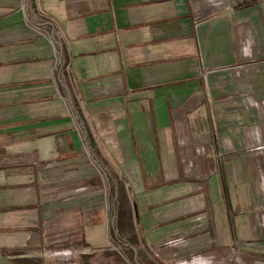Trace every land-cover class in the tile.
<instances>
[{
  "label": "crops",
  "instance_id": "1",
  "mask_svg": "<svg viewBox=\"0 0 264 264\" xmlns=\"http://www.w3.org/2000/svg\"><path fill=\"white\" fill-rule=\"evenodd\" d=\"M68 169L91 190L38 201ZM56 215L100 252L115 223L132 264L134 223L164 264L180 237L264 264V0H0V264L33 262L29 233Z\"/></svg>",
  "mask_w": 264,
  "mask_h": 264
},
{
  "label": "rangeland",
  "instance_id": "2",
  "mask_svg": "<svg viewBox=\"0 0 264 264\" xmlns=\"http://www.w3.org/2000/svg\"><path fill=\"white\" fill-rule=\"evenodd\" d=\"M90 130L96 137L97 135H99L95 133L93 129ZM101 136L103 135L100 134L99 137ZM62 177L63 182L60 185H57L56 188L48 187V189H43L40 192L41 194L39 195L38 201L44 204H48L49 202L54 203L55 201L60 199L65 201L91 190L90 188L83 186L80 184V182L76 181L77 176L71 174V169L64 171L62 173ZM114 183L117 186L119 185V187L124 189V191L130 190V185L126 181ZM104 184L107 195L104 199L103 206L105 207V209L107 210V214L109 215V212L113 207L112 188L111 190L108 189L106 181L104 182ZM100 188H103V186ZM180 198L181 197L175 198V200L177 201ZM126 201L130 214L133 218V199L128 197ZM182 203L184 202H176L174 206H180L182 205ZM176 210H179L180 214L178 215V217L175 216V221L179 223V227L181 228H186V225H188L191 220L193 221L195 219H198V215L192 216L186 214L183 205L180 207V209ZM66 217L67 218H63L60 215H56L47 220L45 226L41 231L37 229L30 231L29 241L31 244L26 253V257L33 262L24 264H132L131 262H127V254L124 252L123 247H121V245L117 243V240L120 238L117 232H120V230L118 229L117 231L116 228L113 227V224L115 223H113L112 225L108 224V226H110V229L111 227L114 228V230H112L115 233L112 236V233L110 235L107 231L109 243L106 247L108 248V250L100 252L90 247L86 248L75 245L77 239L80 237V231L71 229L69 226L70 219L68 216ZM133 235L134 239H136L137 242L136 251L139 257L137 259V263L145 261V263L143 262L144 264H164L144 243H142L141 232L138 229V226H136V223H134ZM111 237L114 238V240L111 239ZM176 239L178 241L171 243V245H175L173 246V250H176L174 259L171 263L168 264H177L184 261L190 262L191 260L196 261L200 259L205 260L204 262H208V250H203L202 247H198L197 249L194 247L195 250L193 252H186V249L190 247L183 248L182 246L187 243V240L181 239V237ZM194 239L199 242H202L204 240L200 237H194ZM194 239L189 240V242L193 241ZM121 241L126 244L128 242L127 239L123 238L121 239ZM129 244L131 243L129 242ZM231 245L232 246L228 249L230 260H233L231 259L232 257L235 258L244 254L240 248H236L234 246V242L231 243Z\"/></svg>",
  "mask_w": 264,
  "mask_h": 264
},
{
  "label": "built area",
  "instance_id": "3",
  "mask_svg": "<svg viewBox=\"0 0 264 264\" xmlns=\"http://www.w3.org/2000/svg\"><path fill=\"white\" fill-rule=\"evenodd\" d=\"M27 8H28V0H20V9H21L22 11H24V12H27ZM28 24L30 25V27L34 28V29L37 31V33H38L39 35H41V36H45V37L50 41V43H51L52 45L55 46V44H59V42L61 41V37L59 36L58 33H56V32H52L51 34H50V33H46V32H44V31H42L41 29H39V28H38L33 22L28 23ZM251 130H252L253 134H254L255 137H256V138H254V139H255V142H256V144H257V143H258V138H259V131H258V129H256L255 127H253ZM257 149H258V150H261L262 147L259 146ZM198 261H199V260H198ZM200 261H202V260L200 259ZM204 261H205V260H204ZM204 261H202L201 264H212V263H210L209 261H208V262H207V261L204 262ZM184 262H187V261H184ZM184 262L177 263V264H183ZM190 262H192V261H190Z\"/></svg>",
  "mask_w": 264,
  "mask_h": 264
}]
</instances>
